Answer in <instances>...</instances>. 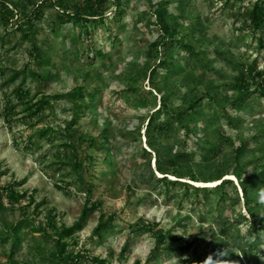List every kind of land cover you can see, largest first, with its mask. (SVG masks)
<instances>
[{
	"label": "rangeland",
	"instance_id": "obj_1",
	"mask_svg": "<svg viewBox=\"0 0 264 264\" xmlns=\"http://www.w3.org/2000/svg\"><path fill=\"white\" fill-rule=\"evenodd\" d=\"M3 1L0 264H65L57 231L85 208L75 264H264V48L247 21L257 0H122L119 33L117 0H105L89 45L63 14L93 0ZM204 95L188 122L181 112ZM137 224L173 235L155 251Z\"/></svg>",
	"mask_w": 264,
	"mask_h": 264
},
{
	"label": "trees",
	"instance_id": "obj_2",
	"mask_svg": "<svg viewBox=\"0 0 264 264\" xmlns=\"http://www.w3.org/2000/svg\"><path fill=\"white\" fill-rule=\"evenodd\" d=\"M1 2H3V5H5L6 9H9L8 4H6V1L0 0ZM92 1V0H91ZM95 5H91V7L85 8L83 10H79L77 12L75 11H69L67 13L64 12V16H66L68 19L67 20H73L75 21L77 24H82L83 26H85L84 28V32L83 35L87 36V40L86 43L89 45L91 43V35L93 34V29H89V24H94V26H99L102 23L105 24L107 18L105 17L102 9H103V5H104V1L105 0H93ZM92 1V3H93ZM117 4L119 5L118 7V11L117 14H115V18H114V25H116L117 30L119 33V23H121L122 17L124 15V10H123V3L122 0H117ZM41 8H36L34 9L33 13L30 15H27V23L30 24L31 27L34 26V24H32L33 21H35V19H40V11ZM34 14V17H33ZM247 21L250 24V27L253 29V35L257 41V43L259 44V46L261 48H264V0H257V3L254 5L253 9L249 12V16L247 18ZM113 23V22H112ZM172 26H170V24H164V28L165 30L170 33V36H172V41L174 40V34L175 32H171L170 28ZM113 29V28H112ZM29 35L25 32V37H28ZM118 37V36H117ZM116 39V38H115ZM189 46L191 47V45L189 44ZM170 47V45H169ZM169 47L167 50H169ZM36 49H38V46H36ZM99 53H102V51L100 50ZM161 56L163 57V64L167 63V57L168 54L165 51L164 53L161 54ZM22 73V71L17 72L16 76ZM32 74H36V72H31ZM259 75V92L260 95L262 97H264V70H262L261 72L257 73ZM20 90H18L19 92ZM91 95V93L89 94ZM78 96H83V92L82 91H78L75 92L74 97H78ZM210 95H204L202 96L200 99H196L194 100L187 109H184L181 113L183 117H189L188 118V122H191V120H194L195 118V114L199 113V115H201V112L199 111V105L201 102H203V99L205 97H208ZM212 98V96H210ZM43 103H48L47 100H42ZM181 116V119L183 118ZM188 129H191L188 127ZM51 131H55L53 128H47L44 131L41 132L42 135L47 134L48 132ZM95 143L91 142V145H94ZM68 145V143L66 144ZM258 177V176H257ZM168 180L165 177H162V180ZM169 181V180H168ZM224 182V181H223ZM174 184H176L177 182L173 181ZM254 183H256L258 187L261 188L264 187V180H261L259 178L256 179V181H254ZM259 183V184H258ZM244 187L247 188L245 186ZM250 201V200H249ZM255 206H253L254 208ZM252 209V208H250ZM88 213V208H85L84 210V214L82 216V218L75 223L73 226L71 227H63L61 230L57 231V234L59 235L58 241H57V248H56V256L58 257V260L65 263V264H75V263H80V259H82L84 256L80 253H75L73 251V249L71 248V246H74L76 244V240L73 239V237L75 236V234L77 233V231H79L80 229H82L84 227V221H85V217L86 214ZM261 220L262 218L259 219H254V222L260 224V226H262L263 224H261ZM137 228H135L133 231L134 232H151L156 240H157V245L156 248L154 249L155 251L157 250V248H160L162 245H164L168 239V237H170L172 234L171 231H165L164 229L160 228V229H156L155 227H152L150 225H146V224H137L136 225ZM18 227V226H17ZM12 228L11 230H9L10 232H12V234L18 233V228ZM108 224L106 223H100L97 228L95 229L94 233L96 235H103V231L105 229H107ZM17 228V229H16ZM17 238V235H16ZM68 239H73V241H71L69 243V241H67ZM18 240V239H17ZM91 263L95 262V264H103L106 262V260H102L99 257H93L92 259H90ZM15 264H17V262H15ZM135 264H141V261L138 260L136 261Z\"/></svg>",
	"mask_w": 264,
	"mask_h": 264
},
{
	"label": "bare ground",
	"instance_id": "obj_3",
	"mask_svg": "<svg viewBox=\"0 0 264 264\" xmlns=\"http://www.w3.org/2000/svg\"><path fill=\"white\" fill-rule=\"evenodd\" d=\"M198 184H204L205 186H207V185H216V183H213V182H198Z\"/></svg>",
	"mask_w": 264,
	"mask_h": 264
}]
</instances>
